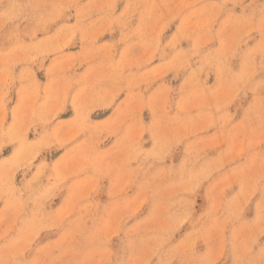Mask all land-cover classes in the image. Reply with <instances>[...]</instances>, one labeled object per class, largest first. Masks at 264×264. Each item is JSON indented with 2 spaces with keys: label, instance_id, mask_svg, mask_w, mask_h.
Returning <instances> with one entry per match:
<instances>
[{
  "label": "rangeland",
  "instance_id": "374dc122",
  "mask_svg": "<svg viewBox=\"0 0 264 264\" xmlns=\"http://www.w3.org/2000/svg\"><path fill=\"white\" fill-rule=\"evenodd\" d=\"M0 264H264V0H0Z\"/></svg>",
  "mask_w": 264,
  "mask_h": 264
}]
</instances>
